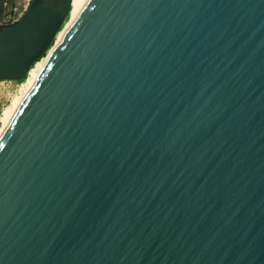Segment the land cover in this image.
Listing matches in <instances>:
<instances>
[{
	"label": "water",
	"instance_id": "95a60500",
	"mask_svg": "<svg viewBox=\"0 0 264 264\" xmlns=\"http://www.w3.org/2000/svg\"><path fill=\"white\" fill-rule=\"evenodd\" d=\"M5 4L24 80L72 0ZM0 264H264V0H78L0 134Z\"/></svg>",
	"mask_w": 264,
	"mask_h": 264
},
{
	"label": "rangeland",
	"instance_id": "374dc122",
	"mask_svg": "<svg viewBox=\"0 0 264 264\" xmlns=\"http://www.w3.org/2000/svg\"><path fill=\"white\" fill-rule=\"evenodd\" d=\"M30 1L31 0H6L4 15L5 21H9L11 19H18L20 16H22L26 8L28 7ZM25 79L19 81H0V118L3 109L11 105L15 97L21 94L22 89L25 85ZM1 123L2 122L0 119V125Z\"/></svg>",
	"mask_w": 264,
	"mask_h": 264
},
{
	"label": "bare ground",
	"instance_id": "6f19581e",
	"mask_svg": "<svg viewBox=\"0 0 264 264\" xmlns=\"http://www.w3.org/2000/svg\"><path fill=\"white\" fill-rule=\"evenodd\" d=\"M77 3L78 0H72V8L69 14V17L67 18L66 22L64 23L63 27L61 30L58 32L57 37L51 48L48 50V52L40 58L29 70V73L25 79V85L22 89V92L20 95L16 96L15 99L13 100L12 104L5 107L3 109L2 115H1V125H0V134L6 124L8 123L9 119L11 118L13 112L19 105L20 101L22 100L23 96L25 93L29 90L31 85L33 84L35 78L37 77L38 73L40 72L41 68L43 67L44 63L46 62L48 56L50 55L51 51L53 50L54 46L56 45L57 41L59 40L61 34L63 33L64 29L66 28L67 24L69 23L70 19L72 18L74 12L76 11L77 8Z\"/></svg>",
	"mask_w": 264,
	"mask_h": 264
},
{
	"label": "snow or ice",
	"instance_id": "6c2138e0",
	"mask_svg": "<svg viewBox=\"0 0 264 264\" xmlns=\"http://www.w3.org/2000/svg\"><path fill=\"white\" fill-rule=\"evenodd\" d=\"M4 56H5L4 51L0 49V64H2Z\"/></svg>",
	"mask_w": 264,
	"mask_h": 264
},
{
	"label": "built area",
	"instance_id": "2783aa9c",
	"mask_svg": "<svg viewBox=\"0 0 264 264\" xmlns=\"http://www.w3.org/2000/svg\"><path fill=\"white\" fill-rule=\"evenodd\" d=\"M13 20H15V19H11V20H9V21H13Z\"/></svg>",
	"mask_w": 264,
	"mask_h": 264
},
{
	"label": "trees",
	"instance_id": "16d2710c",
	"mask_svg": "<svg viewBox=\"0 0 264 264\" xmlns=\"http://www.w3.org/2000/svg\"><path fill=\"white\" fill-rule=\"evenodd\" d=\"M10 12H11V11H10ZM10 12H9V13H10ZM6 14H7V13H6Z\"/></svg>",
	"mask_w": 264,
	"mask_h": 264
}]
</instances>
